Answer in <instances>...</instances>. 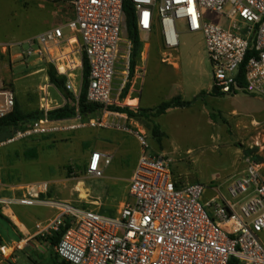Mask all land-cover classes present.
<instances>
[{"label": "built area", "instance_id": "1", "mask_svg": "<svg viewBox=\"0 0 264 264\" xmlns=\"http://www.w3.org/2000/svg\"><path fill=\"white\" fill-rule=\"evenodd\" d=\"M68 4L73 17L25 42L0 45L3 54L25 68L53 66L78 102L86 69L87 100L100 106L102 119L83 121L81 116L51 120L48 112L54 101L42 93L44 117L16 131L0 144L14 143L31 136L53 135L82 127L119 128L130 132V118L116 108L136 110L132 96L147 74V39L161 26L165 52L162 62L176 66L173 53L179 48L176 22L182 21L190 33L204 37L213 69L214 87L223 95L247 93L264 98V0H130L144 39L143 62L134 69L131 80V43L123 51L127 33L124 0H38ZM208 11L227 21V27L209 23ZM146 55V56H145ZM13 62V63H14ZM121 69V71H120ZM130 88L125 98L124 92ZM51 85V84H50ZM54 87V86H53ZM13 89L0 83V120L13 113ZM131 100V101H130ZM142 152L129 184L128 200L115 218L69 203L38 201L29 195L16 202L37 203L53 208L56 216L36 225V236L48 237L65 229L54 247L66 264H264V165L246 160L244 173L229 184V197L216 195L203 202L206 187L200 183L181 184L170 170V159L155 155L146 133L133 132ZM102 163L111 158L93 153L88 174L103 176ZM2 162L0 157V186ZM46 193L48 183L35 187ZM14 201L0 199L1 206ZM209 210L213 211V215ZM11 256L0 248V264Z\"/></svg>", "mask_w": 264, "mask_h": 264}, {"label": "rangeland", "instance_id": "2", "mask_svg": "<svg viewBox=\"0 0 264 264\" xmlns=\"http://www.w3.org/2000/svg\"><path fill=\"white\" fill-rule=\"evenodd\" d=\"M72 15L70 6L64 2L0 0V45L25 42L65 23ZM205 17L209 23L218 24L221 21V26L227 27V21L217 15L206 11ZM176 28L179 48L173 55L178 58V68L162 62L165 47L160 25L155 27L147 39L149 48L145 60L147 74L144 78L143 107L156 108L177 96L185 101H193L199 96L190 108L173 109L158 119L141 118L135 119L136 122L128 121L127 126L132 133L117 127L87 126L73 133L72 138L59 139L61 133L36 137L38 143L35 146L41 153L42 161L52 166V175H57L63 182L71 181L72 187L62 189L64 193L68 190L73 194L69 204L92 209L112 218L119 215L121 205L129 198L127 193L129 180L127 181L126 177L130 175L142 152L138 140L136 145L127 139L137 130L146 133L150 149L155 155L171 160L170 170L176 181L181 184L200 183L206 187L204 203L216 195L229 197L227 188L243 174L246 160L264 164V104L257 99L258 96L247 93L240 92L236 96L213 94L215 88L213 69L207 56L203 35L190 33L182 21L176 22ZM144 38L145 36L141 35L143 49L138 60L140 65L143 62L142 53L144 40L146 41ZM123 39L124 51L129 46L127 33ZM12 54L10 52L3 54L0 49V71L1 64H6L10 68L20 63L12 60ZM31 72L32 70L25 71L20 77L30 74L23 81L29 87L36 86L35 92L33 90L24 95L19 85H15L14 88L12 79L4 84L19 93L20 98L17 96L15 98L22 104L21 108L25 113L39 115L43 111L42 95L38 88L47 82L42 81L40 74L31 75ZM23 90L27 91L25 88ZM48 95L54 101L52 110L60 105L64 107L66 104L72 106L76 104L74 98L65 97L53 87L48 89ZM234 110L238 114H233ZM102 118L103 116L97 113L84 121ZM154 125H158L164 134L161 143L152 135ZM13 132L11 129L9 133ZM109 145L114 146L118 155L113 166H104L102 163L103 176L99 178L90 176L87 172V155L104 146L109 148ZM8 149L0 148L2 165L5 164L4 153ZM113 170L116 172L112 173ZM47 174L45 176L49 177V172ZM50 185L48 192L45 193L46 201H50L48 200L51 197ZM94 202L98 204H93ZM34 210L41 215L39 219L42 221L53 214L49 209ZM209 212L213 215L212 210ZM0 233L8 241L9 237L17 239L10 224L1 219ZM36 239L43 241V237L40 236ZM261 240L264 244V232ZM14 260L16 261L13 263ZM52 262L51 253L44 247L34 249L31 246L25 252L12 254L3 264H52Z\"/></svg>", "mask_w": 264, "mask_h": 264}, {"label": "crops", "instance_id": "3", "mask_svg": "<svg viewBox=\"0 0 264 264\" xmlns=\"http://www.w3.org/2000/svg\"><path fill=\"white\" fill-rule=\"evenodd\" d=\"M175 67L178 68V64ZM41 69H43V66L33 65L27 69L20 63L16 65L14 64L10 68L6 64H1L0 83H5L6 81H9L10 79H12L14 88H15V85H19L25 95V93L32 92L36 88V86L33 85V87H29L26 83H24L23 79L29 76L30 74L26 75L25 77H20V75L21 73H24L25 71L29 72L30 70H32L31 75L40 74L42 81L47 82L46 85L40 86L38 88L40 95H42L40 91L42 88H44L47 85L49 86V88L53 86L50 85L49 83L47 71L38 73V71ZM144 85H145V79L139 82V85L137 86V90L139 91V93H136L132 96L133 98H135V101L129 103L132 105H136V110L140 108L151 109V108L143 107L142 95H143ZM24 88L27 89V91H24L23 90ZM36 93H38V90ZM15 95L18 98H20L19 93L15 92ZM236 95H233V96H236ZM196 98L198 99L199 96H197ZM257 99H259V101L262 104H264V98L258 97ZM18 103H19V100H18ZM19 104L20 106H22L21 103ZM58 107L61 108L62 106L60 105ZM183 109H186V108H183ZM233 114H238V112L234 110ZM134 120L135 119H130V121L136 122ZM10 131L11 129H7L0 134V144L7 141L9 138L13 136L14 132L10 134L9 133ZM76 131L77 130L62 132L61 134H59V136L58 135L57 136L59 139L72 138L73 133H75ZM36 137H41V136L40 135L31 136L21 141H16L14 143L6 144L5 146H3L9 149L4 153L5 164L2 165V185L0 186V199L14 201V203L6 207L0 205V213L5 217V218H0V219L7 221L10 224L17 239H10L11 237H9V241H8V239H6L4 235L0 233V248H5L6 250H9V251L12 250V252L10 253L12 255V254H17L19 252H25L26 249L31 246H33L34 249H38V247L40 246V247H44L45 250L51 253V258L53 261L52 264H64L65 262L61 261L56 256L54 247H52L49 242L36 239L37 237L36 236V233H37L36 225L38 223H45L53 219L56 216L57 211L53 208L43 206L39 203L33 206H26V205H21L16 202L17 200L25 198L29 195H32L33 197H38L39 198L38 201H46L47 200L46 194L39 193L35 189V187L41 183H48L49 185L51 184L50 185L51 197L48 199L50 201L68 203L69 199L73 195L68 190L65 193L62 191V189H68L69 187H72L71 181L67 180L66 182H63L61 179L57 177V175H52V171H51L52 166H48L45 162L42 161V157H40L41 153L38 151L37 146H35V144L38 143V140H36ZM127 139L132 140L136 145L138 144L136 137L133 135H131ZM119 143L122 144L121 141ZM109 146H110L109 148L107 146H104L103 148H100V150H97L93 153L99 152V153L109 156L111 158V163L110 165H108V167H112L114 159L115 157L117 158L118 155L115 152L116 150L114 149V146L112 145H109ZM93 153H91L90 155H87L86 157L87 158V170H88V165L90 162V157ZM137 164L138 162L135 163L134 167L131 170L130 175L126 177V180L127 181L129 180V184L136 170ZM47 172H49V177L45 176V174L48 175ZM115 172L116 171L113 170L112 173H115ZM40 173H42L43 175L41 176ZM128 190H129V186H128ZM93 204H98V203L94 202ZM35 208L49 209L53 212V214L51 216H47L46 217L47 219L42 221L39 219V216L41 215H38V212L34 210ZM15 261L16 260H14L13 263Z\"/></svg>", "mask_w": 264, "mask_h": 264}, {"label": "trees", "instance_id": "4", "mask_svg": "<svg viewBox=\"0 0 264 264\" xmlns=\"http://www.w3.org/2000/svg\"><path fill=\"white\" fill-rule=\"evenodd\" d=\"M124 12L126 15V26H127V37L131 43V80L133 79L134 69L138 64V60L140 59L141 52L143 49L141 32L138 27L137 17H136V9L130 0H124ZM47 74L49 78V83L54 86L60 93L64 94L65 97L74 98L73 94L67 90L66 87V79L64 77H59L53 68V66H48ZM87 78H88V69H86L84 82L82 87V92L78 102L75 100V105L66 104L64 107L54 109L48 112V117L51 120H67L81 116L82 120H87L90 116L99 113L100 106L89 103L87 100ZM130 83L128 84L123 98L126 97L127 92L130 88ZM217 95H222L218 93ZM197 100V98L193 101H184L180 96L173 98L170 101L164 102L156 108L153 109H143L140 108L138 110H133L129 108H116V110L127 113L130 119H157L161 116L166 115L169 111L173 109H183L189 108L193 105V103ZM44 117V113H40L39 115H32L25 113L18 101H16L15 108L12 114L7 116L6 118L0 120V133L4 132L7 129H13L14 133L18 130L27 129L31 120ZM153 137L159 142H162V138L164 134L161 133L160 127L158 125H154L152 129ZM0 218H5L0 213ZM65 229H62L60 232L54 233L52 236H48L43 238L44 241L50 243L52 247H55L61 240ZM66 264V263H64Z\"/></svg>", "mask_w": 264, "mask_h": 264}, {"label": "water", "instance_id": "5", "mask_svg": "<svg viewBox=\"0 0 264 264\" xmlns=\"http://www.w3.org/2000/svg\"><path fill=\"white\" fill-rule=\"evenodd\" d=\"M218 93H219L218 89L217 88H214L213 89V94L217 95ZM34 121H35V119L31 120V122H34Z\"/></svg>", "mask_w": 264, "mask_h": 264}]
</instances>
